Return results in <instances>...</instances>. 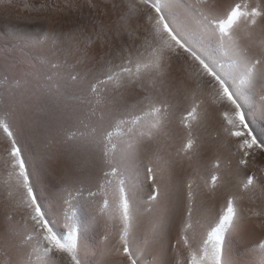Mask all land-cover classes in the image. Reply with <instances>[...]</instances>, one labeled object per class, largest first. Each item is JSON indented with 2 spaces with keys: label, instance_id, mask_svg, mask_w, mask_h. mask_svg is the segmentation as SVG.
Returning a JSON list of instances; mask_svg holds the SVG:
<instances>
[{
  "label": "snow or ice",
  "instance_id": "snow-or-ice-1",
  "mask_svg": "<svg viewBox=\"0 0 264 264\" xmlns=\"http://www.w3.org/2000/svg\"><path fill=\"white\" fill-rule=\"evenodd\" d=\"M0 3L11 4V0H0ZM127 11L121 16V26L128 36L133 19H145L149 27L144 28V35L136 37L139 43L129 46L123 44L113 53L110 49L105 55L115 57L107 60L101 56L102 64L97 69L95 82L89 90L96 94L99 90L111 92L113 101L124 102L121 108L112 106L109 101L100 108V115L90 121L91 143L103 146V156L109 157L115 152L114 135H124L122 128H127L129 139L125 140V149L119 160H109L110 168L103 172V182L99 184V193L103 195L100 214H108L109 221H118V241L120 247L116 251L126 258V264H142V257L149 250L153 252L154 264H242L241 257L232 247V241L239 239L243 243L242 232L249 217L239 206L242 196L235 191H228L223 196V203L217 214L211 218L206 235L195 242L193 229L192 204L195 200L192 179H188L187 212L178 230V237L172 247L180 252L181 248L187 255L184 260L173 259L168 255V247L162 240V233L169 224L167 209L150 221L147 233L139 240L135 236L136 216L133 207V189L129 187L121 161L135 155L142 146L158 143L166 132L170 110L174 107L172 100L180 96L188 104V110L182 122L198 121L201 105L207 97L213 105L220 109L225 121L223 132L228 138H235L236 148L241 153L236 161V174L242 176L237 188L248 191L259 188L264 193V176L257 177L255 172H249L253 149L264 153V141L258 140L253 134L251 123L255 119L264 120V3L260 0L251 5L248 0H232L222 3L221 0H195L194 4H184L187 15L184 21L170 10L164 0H125ZM43 7V5L41 6ZM117 5L113 4V8ZM196 20V29L188 27V18ZM107 30L101 27L96 37L102 40ZM120 32L117 31V36ZM259 38L260 46L254 49L253 44ZM48 39L45 32L42 37L29 38L22 41V50L27 57H10L0 61V69L22 73L29 78L46 75L44 63L57 68L48 59L49 49L42 47ZM53 44H56L57 34H52ZM69 42L87 41L94 43L91 36L74 34L68 37ZM246 41V42H245ZM59 51V49H56ZM70 51V50H69ZM174 59L183 62L185 76L178 84L171 85L175 91H165L166 76ZM76 80V76L71 77ZM7 80L5 76L3 78ZM51 79V76H48ZM150 85V87H149ZM158 85V87H157ZM109 86H111L109 88ZM122 90H139L129 105ZM0 91H6L0 89ZM259 96V102L256 97ZM100 105L99 98L96 100ZM139 107V111H136ZM95 116V112L92 113ZM107 122V126H106ZM83 123V121H82ZM186 142L177 151L188 153L193 150V139L190 123ZM0 130L4 133L7 147L4 149L7 157L4 159L7 168L6 185L8 195L15 194L16 199L6 207L21 214L23 229L26 232V243L29 251L22 250L11 241H5L8 248L15 249L4 264H88L86 257L89 249L84 243L85 225L81 223L78 212L81 208L91 206V200L77 201L73 195V184L78 178L72 175V169L65 167L57 176L55 183L47 193L41 192L32 179L28 156L20 147L9 123L0 118ZM227 142V139L226 141ZM76 147L65 144L63 139L58 142L44 128L36 126V146L34 155L41 162L60 164L65 155L73 157L75 163ZM158 151V149H157ZM159 159V157H157ZM171 164L172 161H164ZM231 165V161H229ZM253 166L254 163H253ZM220 168L219 159L212 165ZM264 172V168L260 169ZM147 178L152 181V193L149 200L157 201L161 195L156 183V175L149 164L146 168ZM219 177L213 173L212 187L217 186ZM76 191H79L78 189ZM97 192H88L89 198H94ZM115 201V209L109 211V197ZM152 209H149L151 212ZM255 216L264 217V208ZM62 217L63 223L58 227L57 217ZM9 218H11L9 216ZM264 228V224L259 225ZM107 239V237H105ZM264 250V243H260ZM255 264H264L262 254Z\"/></svg>",
  "mask_w": 264,
  "mask_h": 264
},
{
  "label": "bare ground",
  "instance_id": "bare-ground-1",
  "mask_svg": "<svg viewBox=\"0 0 264 264\" xmlns=\"http://www.w3.org/2000/svg\"><path fill=\"white\" fill-rule=\"evenodd\" d=\"M134 3L135 0H132ZM181 21L187 15L184 4H194L195 0H164ZM213 0H209L211 4ZM222 3H231L232 0H221ZM254 5L257 0H248ZM264 3V0H260ZM113 4L117 7L113 8ZM43 5V7H41ZM127 11L125 0H11V4L0 3V61L5 58L27 57L28 53L22 50V41L29 38L42 37L46 32L48 39L42 47L49 49L48 59L57 68L44 63L46 75H37L26 78L22 73L0 69V118L9 123L20 147L28 156L32 179L41 192L47 193L55 183L57 176L62 174L65 167L72 169V175L78 178L73 184V195L77 201L91 200V206L81 208L78 212L81 223L85 225L84 243L89 249L86 257L88 264H126V258L118 253V221H109L108 214H100L99 207L103 203V195L99 193V184L103 182V172L108 171L109 160H119L126 147L125 140L129 139L127 128L123 127L124 135H114L113 144L115 152L109 157L103 156V146L91 143V128L88 126L100 115L109 101H113L111 92L99 90L93 94L89 90L91 83L95 82L97 69L101 66V56L107 60L116 58L105 55L110 49L113 53L123 44L139 43L136 37L144 35V28L149 27L145 19H133L129 30L132 36L121 27L123 21L119 18ZM101 27L107 30L102 40L97 39L96 33ZM188 27L195 30L196 20L189 17ZM117 31L120 35L117 36ZM57 34L56 44H53L52 34ZM91 36L94 43L88 45L87 41L79 40L76 44L69 42L71 35ZM246 42V41H245ZM259 38L253 44L254 49L259 48ZM59 49V51H56ZM70 50V51H69ZM183 62L174 59L172 67L166 76L165 91L171 85L178 84L185 76ZM7 80H4V77ZM51 76V79H48ZM76 76L73 80L71 77ZM111 86H109L110 88ZM150 87V85H149ZM158 87V85H157ZM171 91H175L171 87ZM125 99L130 105L139 90H122ZM100 99V105L96 100ZM201 105L198 121L182 122L188 110V104L180 96L172 100L174 107L170 110L167 123V136H162L158 143L142 146L132 156L121 161L127 183L133 189L132 200L136 216L135 236L139 240L144 236L150 221L159 216L162 210L167 209L169 224L162 233V240L168 247V255L173 259L184 260L186 251L182 248L179 253L172 247L178 237L179 227L182 225L187 212V181L192 179L195 200L192 204L193 229L195 242L198 243L205 235L219 207L223 203V196L228 191H235L242 196L238 203L244 214L249 217L242 232L243 243L239 239L232 241V247L241 257L242 264H255V261L264 254L260 243H264V217L255 216L264 208V193L259 188L240 191L237 188L242 176L236 174V161L241 154L236 148L235 138H228L223 132L225 123L220 109L205 97ZM259 102V96L256 97ZM123 101L115 100L112 106L121 108ZM139 111V107L135 109ZM95 112V116L92 113ZM83 121V123H82ZM185 123L191 124L195 144L188 153L177 151L186 142L188 128ZM41 125L58 142L63 139L65 144L76 147L75 163L73 157L65 155L60 164L41 162L34 155L36 146V126ZM107 126V122H106ZM253 134L260 141H264V120L255 119L251 123ZM227 139V142H225ZM7 147L4 133L0 130V157H7ZM158 149V151H157ZM255 153L253 162L249 157L250 165L247 171L255 172L257 177L264 176L260 169L264 168V153L259 149ZM159 157V159L157 158ZM219 159L220 168L214 169L212 165ZM171 160V164L164 161ZM231 161V165L229 164ZM253 163L255 166H253ZM151 164L155 171L156 183L160 187L161 195L157 201L149 200L152 193V181L147 178L146 168ZM215 173L219 179L217 186L212 187L211 176ZM7 168L4 159H0V264L15 249L8 248L5 241H11L22 250L29 251L26 243V232L22 227L21 214L6 207L16 199L8 195L9 186L6 185ZM79 191H76V190ZM97 192L94 198L88 197V192ZM115 201L109 197V211L115 209ZM149 209H152L149 212ZM9 216L11 218H9ZM58 227L62 225V217H57ZM107 237V239H105ZM142 264H154V255L151 250L141 258Z\"/></svg>",
  "mask_w": 264,
  "mask_h": 264
}]
</instances>
